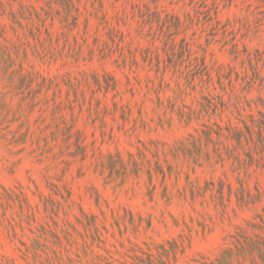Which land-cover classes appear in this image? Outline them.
I'll use <instances>...</instances> for the list:
<instances>
[{
	"label": "rangeland",
	"instance_id": "374dc122",
	"mask_svg": "<svg viewBox=\"0 0 264 264\" xmlns=\"http://www.w3.org/2000/svg\"><path fill=\"white\" fill-rule=\"evenodd\" d=\"M0 264H264V0H0Z\"/></svg>",
	"mask_w": 264,
	"mask_h": 264
}]
</instances>
